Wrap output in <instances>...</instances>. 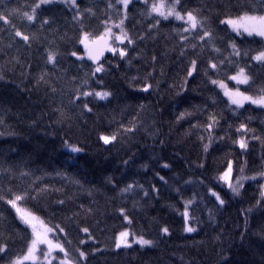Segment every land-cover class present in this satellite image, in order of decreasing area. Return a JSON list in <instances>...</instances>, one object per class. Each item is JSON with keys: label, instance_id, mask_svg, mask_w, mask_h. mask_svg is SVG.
<instances>
[{"label": "trees", "instance_id": "trees-1", "mask_svg": "<svg viewBox=\"0 0 264 264\" xmlns=\"http://www.w3.org/2000/svg\"><path fill=\"white\" fill-rule=\"evenodd\" d=\"M157 1L130 2L123 27L133 43L124 45L123 58L105 53L95 65L76 58L83 55L80 39L116 24L123 16L119 0H77V8L0 0L6 16L19 9L10 24L0 21V264L22 256L31 239L7 203L17 194L25 196L23 209L53 229L50 238L74 264H264V110L230 106L211 83L233 87L229 77L244 68L250 79L242 90L253 97L264 92V63L252 59L264 51V40L222 24L263 14L264 0H179L177 11L195 12L210 29L205 40H191L195 33L183 32L184 22L151 13ZM33 8L29 22L23 13ZM97 65L104 70L96 73ZM102 135L116 139L104 144ZM66 142L81 151L72 153ZM229 162L233 183L257 177L242 180L238 196L219 179ZM129 184L133 189L122 192ZM125 228L152 244L116 248Z\"/></svg>", "mask_w": 264, "mask_h": 264}, {"label": "snow or ice", "instance_id": "snow-or-ice-1", "mask_svg": "<svg viewBox=\"0 0 264 264\" xmlns=\"http://www.w3.org/2000/svg\"><path fill=\"white\" fill-rule=\"evenodd\" d=\"M53 0H40V3L35 5V8H39L41 6V4H49L52 3ZM120 3L123 4V7L125 9H127L128 4L130 2V0H119ZM67 3H70L72 7L77 8V2L76 0H67ZM179 3V0H175V3H170V4H165L164 0H161L160 3H153L151 4V13H154L160 17H163V19L167 20L169 17H174L176 20H181L184 22L185 27L183 28V32L185 33H189L190 35L192 33H195V35H191V40H196V39H200V40H205V38H210V29L206 28L204 26V22L202 20H200L198 18V15L193 12V11H189L187 12L185 15H182L180 11H177L176 8V4ZM35 8L32 9V13L29 14L27 12L23 13V17L27 19V21L32 22L35 20ZM88 11H91L90 9ZM15 14H19V9H14L11 10L8 15L6 16L3 13H0V21H3L4 24H10L11 21L9 19V17L11 15H15ZM81 17V13L78 10L77 14L75 15V19L77 21L80 20ZM44 24L49 23V21L47 19H45L43 21ZM157 23H159V21H157ZM222 23H227L228 25L233 27V30L236 31L237 35H242L244 33H246L249 36L252 35H257V36H261L264 37V15H243L238 17L236 20L233 19H228L225 21H222ZM123 24V21L121 20L119 25H114L115 27H121V25ZM14 27V26H13ZM197 29H199V31H196ZM202 33V35H201ZM15 35L17 37H19L20 39L24 40L26 43L29 42L30 37L27 34H24L23 32H21L20 30H15ZM114 36L115 40L118 41L120 44H123L125 41H127V43L129 45H131L133 43V40L128 36V34L126 32H124L123 28L121 27V34L119 35H114L111 31L110 28H106V31L104 33H102L99 37L95 38V39H91L90 34L85 33L83 38L80 40L81 44L85 45V48H88V43L87 41H89L91 39V43L92 44H100L102 45L99 53L97 55H92V53H89V58L93 60V63H96V61L99 58V55L102 54L103 49H107L108 51H111L113 54H115L117 51H119V55L123 58L126 55V52L124 50L118 49L117 47L111 45L109 43V40ZM183 40H189V36H185L183 37ZM233 47L234 53L236 55H240L239 50L236 49L235 43H233L231 45ZM192 48H196L197 45L196 44H191ZM73 55H76L75 52L72 53ZM183 54V53H182ZM79 58V57H78ZM56 59V53L55 52H49L48 56H47V60L49 63H54ZM252 59L258 61V62H262L264 63V51L259 52L257 55H255L254 57H252ZM211 67L216 70L217 69V65L215 63L211 64ZM196 68V61L193 60L192 61V66L191 69L189 70V76L192 75V72L195 70ZM103 66L101 65H97V67L95 68V72L99 73L102 72ZM231 80L235 81L238 85L239 84H248L249 83V75L246 74L245 69L244 68H240L235 75H232L229 77ZM211 83L214 85H217L225 90V95L229 97V100L232 104H235L237 107H242L243 106V101H249L252 104H256V105H260V106H264V92H261V94L258 97H251L248 95H244L243 92L240 91V89H236L235 91H229L227 89V86L222 83L219 82L215 79L211 80ZM144 91L148 90V87L146 86L144 89ZM95 95L96 97L100 98V99H105L109 96L108 92H83L82 95L87 97L89 95ZM77 99H79V96H77ZM85 108H88V105L85 104L84 105ZM90 111V109H88ZM184 114H182L183 116ZM213 122H215L214 118H213ZM212 123H210L208 125V129L211 130L212 128ZM243 125L241 126V128L243 129ZM128 131H131V129H128ZM100 139L104 142V144H109L112 140H115L116 137L115 136H101ZM66 147H68L70 149V151L72 153H78L81 151V149L78 146H72L65 144ZM239 146L241 149H246L247 147V143L246 141L241 138L239 140ZM205 151H207V145H205ZM164 167H168L167 164L164 165ZM231 172H232V164L231 162H229L228 165V169L227 171H225L220 177L219 179L221 181H223L224 183H226L229 187V189L231 190V192L233 193V195H239L240 194V188L243 187V184L241 183L242 180L244 179H253L255 180L257 177L256 176H252V177H240V179H238L235 183L232 182L231 179ZM261 176H264V173L260 174ZM133 185L129 184L127 186V188L122 189V192H128L130 190L133 189ZM262 189H264V185L261 186ZM211 195L215 196L216 200L220 203V205L222 206L224 204V200L220 197V195H218L215 191H211ZM145 195H147V193H145ZM262 197H264V191H262ZM25 198L24 195H20L17 194L14 196V198L12 199H8L7 203L16 211L17 217L22 221V223H24L26 226H28L31 231H32V236L33 239L31 240L27 253L22 257V258H17L15 261H13V264H23V261H28V260H33L36 261L39 259V257L36 255L38 252H43V260L48 261V264H51V261L53 259H58L59 260V264H71L70 260H69V253L66 251V249L64 248V246L59 243V242H54V240L52 238H50L49 234L53 233V229L50 227H47L44 223V221L40 220L39 217H37L34 213L28 211L27 209H23L20 205L19 202L21 200H23ZM0 199H4L3 195H0ZM191 201H186L185 202V210L183 212V216L185 219V231L188 233L194 232L196 229L194 227L189 226V219H190V215H189V205L191 204ZM121 214L123 215V210H121ZM125 220L128 221V223H131V221L128 219V217L125 215ZM37 225H39V229L37 227ZM61 232H63V228H60L59 225L56 226ZM42 229V231L40 230ZM83 232L87 233L88 229L84 228L82 229ZM162 231L167 234L168 233V229L167 228H163ZM130 233L128 231H123L119 234V236L117 237V242H116V247L119 248L121 247V244L123 243L124 246L126 247H131V244L128 243V237H129ZM135 243L140 244L141 246H146V245H151L152 241L150 240H146L144 238H138L134 241ZM40 245H46L47 246V251H43L39 246ZM58 250L59 252L63 253V258H57L55 256L52 255V253L54 251ZM5 248L4 247H0V253L4 252ZM80 258H84L85 257V253L83 251H81L79 253Z\"/></svg>", "mask_w": 264, "mask_h": 264}, {"label": "rangeland", "instance_id": "rangeland-1", "mask_svg": "<svg viewBox=\"0 0 264 264\" xmlns=\"http://www.w3.org/2000/svg\"><path fill=\"white\" fill-rule=\"evenodd\" d=\"M76 1H77V0H76ZM131 1H132V0H130V2H131ZM53 2H63V3H67V0H53ZM130 2H129V4H130ZM160 2H161V0L157 1L156 3H160ZM164 2H165V1H164ZM39 3H40V2H39ZM119 3H120V2H119ZM170 3H175V0H171ZM170 3H169V4H170ZM68 4L71 5L70 3H68ZM129 4H128V5H129ZM165 4H167V3L165 2ZM41 5H45V4H41ZM120 5H121V7H122V13H123V16H122V19H121V20L123 21V24H124V19H125V14H126V10H127V9H125V8L123 7V4H122V3H120ZM176 7H177V4H176ZM261 15H264V13L261 14ZM169 18L175 19L174 17H169ZM236 19H237V18H234L233 20H236ZM121 20H120V22H121ZM175 20H176V19H175ZM225 20H228V19H225ZM225 20H224V21H225ZM176 21L183 22V21H181V20H176ZM120 22L117 23V24H113V25H111V26L108 27V28L111 29V31H112V33H113L114 35H119V34H121V27H122L123 30H124L123 24L121 25V27H115V26H114V25H119ZM222 24H224V25L230 30V32H232L233 34H236V35H237L236 31L233 30V27H232V26L228 25L227 23H222ZM105 31H106V29L104 30V32H105ZM104 32H103V33H104ZM124 32H125V30H124ZM83 36H84V34L82 35L81 39L83 38ZM239 36H244V37H256V38H260V39L264 40V37L257 36V35L249 36V35H247L246 33H244V34H242V35H239ZM81 39H80V40H81ZM91 39H95V38H91ZM91 39H90L89 41H87V43H88V48H87V49L85 48V45H84V44H81V43H80V45H81V47H82V49H83V55H81V56H76V58H78V57H79V59H82V58H83V59H86V60L90 61L91 63H93V60L89 58V53L91 52L92 55L97 54V52L101 49L102 45H100V44H92V43H91ZM109 43H110L111 45L117 47L118 49H121V50H124V51H125L124 45L127 43V41H125L123 44H120L118 41L115 40V38H114V36H113V37L109 40ZM118 52H119V51H118ZM105 53H112V52H111V51H108L107 49H103L102 54L99 55L98 60L96 61V63H93V64L96 65L97 62L101 59V57H102ZM219 82H221V81H219ZM229 82L233 85V87H231V86L229 85V83H227V82H222V83H224V84L227 86V89H228L229 91H235V90L238 88V89H240L241 92L244 93V95H248L247 93H245V92L242 90L243 87L246 86V84H239V85H238L235 81H233V80H231V79H229ZM215 86H216V88L218 89V91L220 92V94L222 95V97L228 102V104H229L230 106L235 107V108H240V107H237L235 104H232V103L230 102L229 97L225 95V90H224V89L220 88V87L218 86V84L215 85ZM248 96H250V95H248ZM251 97H253V96H251ZM254 98H255V97H254ZM246 105H247V106L254 107V108H258V109H262V110H264V106H260V105L252 104V103L249 102V101H243V106H246ZM13 210H14V212H15V214H16L15 209H13ZM16 215H17V214H16ZM18 219H19V218H18ZM39 219H40V218H39ZM19 220H20V219H19ZM40 220H41V219H40ZM20 221H21V220H20ZM21 222H22V221H21ZM23 224H24V223H23ZM24 225H25V224H24ZM25 226H26V225H25ZM26 227L30 230V233H31V239H30V241H29V244H30L31 240L33 239L32 231H31V229H30L28 226H26ZM37 227H38V229H39V225H37ZM40 230L42 231V229H40ZM123 231H128V232L130 233V235H129V237H128V243L131 244V246H141L140 244L134 242L136 239L141 238V237L132 236V235H131V232H130V230H129V228H125V229L121 230V231L116 235V238H115V246H116V242H117V237H118L119 234H120L121 232H123ZM185 232H186V231H185ZM186 233H188V232H186ZM54 242H55V241H54ZM29 244H28V247H29ZM146 246H148V245H146ZM39 247H40L43 251H47V246H46V245H40ZM141 247H145V246H141ZM116 248H117V247H116ZM119 248H128V247L124 246V244L122 243V244H121V247H119ZM119 248H118V249H119ZM27 250H28V248H27ZM27 250H26L25 253H24L22 256H20L19 258H22V257L27 253ZM36 255L39 257L38 260H36V261H33V260L23 261V264H48V261H45V260H43V258H42V257H43V252H38ZM52 255L55 256V257H57V258H63V256L61 255V252H59L58 250L54 251V252L52 253ZM15 260H16V259H15ZM15 260H14V261H15ZM11 264H13V262H12ZM51 264H59V260H58V259H53V260L51 261ZM71 264H74V263L71 262Z\"/></svg>", "mask_w": 264, "mask_h": 264}, {"label": "bare ground", "instance_id": "bare-ground-1", "mask_svg": "<svg viewBox=\"0 0 264 264\" xmlns=\"http://www.w3.org/2000/svg\"><path fill=\"white\" fill-rule=\"evenodd\" d=\"M121 19H122V18H121ZM121 19H118V20L114 21V23H116V24L119 23ZM124 20H125V19H124ZM112 25H113V24H112Z\"/></svg>", "mask_w": 264, "mask_h": 264}]
</instances>
